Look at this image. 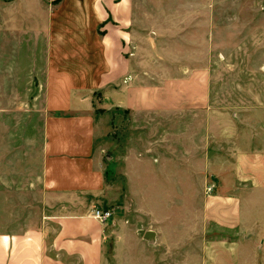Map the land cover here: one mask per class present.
I'll use <instances>...</instances> for the list:
<instances>
[{
	"label": "crops",
	"instance_id": "1",
	"mask_svg": "<svg viewBox=\"0 0 264 264\" xmlns=\"http://www.w3.org/2000/svg\"><path fill=\"white\" fill-rule=\"evenodd\" d=\"M33 98L0 264H264V0H0V105Z\"/></svg>",
	"mask_w": 264,
	"mask_h": 264
},
{
	"label": "rangeland",
	"instance_id": "2",
	"mask_svg": "<svg viewBox=\"0 0 264 264\" xmlns=\"http://www.w3.org/2000/svg\"><path fill=\"white\" fill-rule=\"evenodd\" d=\"M33 90L30 91V93L33 94V97L36 95L37 91H39V81L33 80ZM24 91V90H23ZM33 91V92H32ZM27 92V91H26ZM16 109L17 112L21 111L23 113H29L31 116L29 119L26 120L27 124L25 126L30 127L32 130L31 136L32 139L35 141L36 139H39V133L41 132L40 129L43 126V118L41 116L42 108L38 101L32 99V103L30 104H12L9 105L7 103H2L0 105L1 111H14ZM20 109V110H19ZM101 118V119H100ZM24 121L17 120V126H21L20 123ZM9 126L8 120H2V126ZM21 127H24L21 126ZM97 127H98V133H97V154L99 158L104 162L105 161V152H104V118H102V113L100 114V117L98 116L97 120ZM116 128V126H113ZM36 142V141H35Z\"/></svg>",
	"mask_w": 264,
	"mask_h": 264
},
{
	"label": "built area",
	"instance_id": "3",
	"mask_svg": "<svg viewBox=\"0 0 264 264\" xmlns=\"http://www.w3.org/2000/svg\"><path fill=\"white\" fill-rule=\"evenodd\" d=\"M92 217L102 224H105L112 219L113 212L106 209H96L93 211Z\"/></svg>",
	"mask_w": 264,
	"mask_h": 264
}]
</instances>
